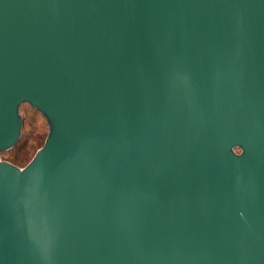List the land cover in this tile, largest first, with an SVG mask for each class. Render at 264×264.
<instances>
[{"label": "water", "instance_id": "water-1", "mask_svg": "<svg viewBox=\"0 0 264 264\" xmlns=\"http://www.w3.org/2000/svg\"><path fill=\"white\" fill-rule=\"evenodd\" d=\"M0 264H264V0H0Z\"/></svg>", "mask_w": 264, "mask_h": 264}, {"label": "rangeland", "instance_id": "rangeland-1", "mask_svg": "<svg viewBox=\"0 0 264 264\" xmlns=\"http://www.w3.org/2000/svg\"><path fill=\"white\" fill-rule=\"evenodd\" d=\"M19 115L22 119L20 137L12 149L0 154V160L21 168L41 147L46 126L40 115L25 105L20 106Z\"/></svg>", "mask_w": 264, "mask_h": 264}]
</instances>
